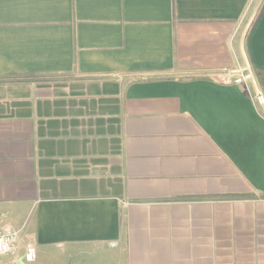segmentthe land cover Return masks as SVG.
Wrapping results in <instances>:
<instances>
[{"label": "crops", "instance_id": "obj_1", "mask_svg": "<svg viewBox=\"0 0 264 264\" xmlns=\"http://www.w3.org/2000/svg\"><path fill=\"white\" fill-rule=\"evenodd\" d=\"M255 1L0 0L17 264H264ZM242 46L254 82L212 78L248 73Z\"/></svg>", "mask_w": 264, "mask_h": 264}, {"label": "built area", "instance_id": "obj_2", "mask_svg": "<svg viewBox=\"0 0 264 264\" xmlns=\"http://www.w3.org/2000/svg\"><path fill=\"white\" fill-rule=\"evenodd\" d=\"M212 78L222 83L239 84L248 80V74L244 73V70L225 69L214 74ZM255 98L260 102L263 101L260 93H257ZM18 240L19 231L0 218V258H11L9 262L0 264H17L12 254H14Z\"/></svg>", "mask_w": 264, "mask_h": 264}, {"label": "water", "instance_id": "obj_3", "mask_svg": "<svg viewBox=\"0 0 264 264\" xmlns=\"http://www.w3.org/2000/svg\"><path fill=\"white\" fill-rule=\"evenodd\" d=\"M261 2H262V0L259 2L258 6L256 7L254 13L252 14V16H251V18H250L248 24L246 25V27H245V29H244V33H243V38L245 37L246 32H247V30H248V28H249V26H250L252 20L254 19L255 15H256V13H257V11H258L260 5H261ZM242 55H243V58H244V61H245V64H246V69H247V71H248V78L251 79V80L254 82L253 74H252V72H251V69H250V66H249V62H248L247 57H246V55H245V52H244V50H243V46H242ZM258 92H259V91H258ZM261 104H262V106L264 107V102H263V101L261 102ZM18 264H24L23 261H22V259H20V260L18 261Z\"/></svg>", "mask_w": 264, "mask_h": 264}, {"label": "rangeland", "instance_id": "obj_4", "mask_svg": "<svg viewBox=\"0 0 264 264\" xmlns=\"http://www.w3.org/2000/svg\"><path fill=\"white\" fill-rule=\"evenodd\" d=\"M258 4V1L256 0L255 1V5H257ZM256 8V7H255ZM254 13V11L251 13V15L248 17V19H247V21H246V25L248 24V22H249V20H250V18H251V16H252V14ZM246 27V26H245ZM244 73H246V74H248L246 71H244ZM249 79V78H248Z\"/></svg>", "mask_w": 264, "mask_h": 264}]
</instances>
